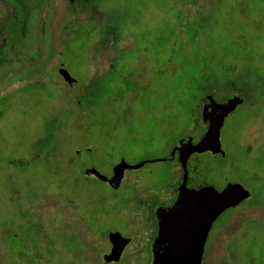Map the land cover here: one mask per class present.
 <instances>
[{
    "label": "rangeland",
    "instance_id": "374dc122",
    "mask_svg": "<svg viewBox=\"0 0 264 264\" xmlns=\"http://www.w3.org/2000/svg\"><path fill=\"white\" fill-rule=\"evenodd\" d=\"M207 75L216 101L243 103L189 185L252 198L215 221L204 264H264V0H0V264H109L113 231L133 241L110 264H136L181 182L170 149L206 131ZM122 161L145 164L119 189L84 174Z\"/></svg>",
    "mask_w": 264,
    "mask_h": 264
},
{
    "label": "water",
    "instance_id": "95a60500",
    "mask_svg": "<svg viewBox=\"0 0 264 264\" xmlns=\"http://www.w3.org/2000/svg\"><path fill=\"white\" fill-rule=\"evenodd\" d=\"M69 1L72 3L75 0ZM58 73L65 81H74L64 64H60ZM207 100L201 115L203 121L208 123L204 136L196 144L189 139L174 149V152L179 151V163L183 169L182 183L175 203L156 210L158 234L153 242L152 264H202L215 221L228 209L235 208L252 197V192L240 183H228L220 191L212 185H205L198 190L187 187L189 159L194 154L205 152L224 155L222 127L227 116L243 103L240 96H234L225 102H217L213 96H208ZM144 164L129 165L125 161L119 162L114 166L111 177L94 168H86L84 174L108 183L112 189H118L127 170L138 169ZM108 241L111 249L103 255V261L118 262L131 239L113 231L108 234Z\"/></svg>",
    "mask_w": 264,
    "mask_h": 264
},
{
    "label": "flooded vegetation",
    "instance_id": "af4514ba",
    "mask_svg": "<svg viewBox=\"0 0 264 264\" xmlns=\"http://www.w3.org/2000/svg\"><path fill=\"white\" fill-rule=\"evenodd\" d=\"M208 97V96H207ZM214 97V96H213ZM226 101V100H225ZM208 102V100L206 99V101H204L203 102V106L206 104ZM218 102V101H217ZM202 109H203V107H202ZM202 115V114H201ZM202 117V116H201ZM205 123V126H206V130H207V127H208V123L207 122H204ZM206 132V131H205ZM205 134V133H204ZM204 136V135H203ZM203 136H201V137H199V138H196V137H194V136H191V135H185V136H181L179 139H178V142L170 149V151H169V155H170V157H169V159H176V161L178 162V164L180 165V167H181V172H182V177H183V169H182V166H181V164L179 163V151L178 150H176L175 152H174V149H176V148H178L179 146H180V144H181V142H183V143H185V142H187L189 139H192V142L194 143V144H196ZM195 155V154H194ZM217 155H222V154H217ZM193 156V155H192ZM191 156V157H192ZM222 156H224V155H222ZM190 160V159H189ZM189 162V161H188ZM182 177H181V182H180V184L175 188V189H173L172 191H170V192H167V194H164V196L162 197V199L161 200H158V205H157V207L155 208V210L154 211H149V213H148V216H147V218H149L150 219V221H151V224H150V233H151V236H152V241L150 242V240L148 239V242H147V244L146 245H142V246H137L136 247V251H135V253H136V257H134L133 258V260L131 261V262H133V261H135V263L136 264H152V262H153V257H154V255H153V252H154V247H153V242H154V239L156 238V236H157V234H158V223H157V217H156V210L159 208V207H162V206H165V207H168V206H172L174 203H175V201H176V199H177V197H178V190H179V187H180V185H181V183H182ZM108 184V183H107ZM121 186V185H120ZM203 186H205L204 184L203 185H201V184H197V185H194V186H190L189 185V179H188V184H187V187L189 188V189H195V190H198V189H200L201 187H203ZM120 188V187H119ZM118 188V189H119ZM220 191V190H219ZM252 198V197H251ZM250 198V199H251ZM249 199V200H250ZM248 201V200H247ZM246 202V201H245ZM138 203V202H137ZM136 205V204H135ZM138 206V208L137 209H141L143 212H144V214H145V212H146V207H145V209H143V208H139V207H144L145 205L144 204H137ZM241 205V204H240ZM238 207V206H237ZM145 216H146V214H145ZM148 219V220H149ZM124 236V235H123ZM125 237V236H124ZM127 238H129V237H127ZM131 239V242L128 244V246L132 243V241H133V238L131 237L130 238ZM207 245V244H206ZM111 246V245H110ZM128 246L125 248V250L123 251V253H122V256H121V258H120V260L118 261V262H120L121 260H122V258H123V255H124V253H125V251H126V249L128 248ZM111 249V248H110ZM205 249H206V247H205ZM205 255H206V250H205V253H204V257H203V262H202V264H204V259H205ZM118 262H111V263H118ZM110 264V263H109Z\"/></svg>",
    "mask_w": 264,
    "mask_h": 264
},
{
    "label": "trees",
    "instance_id": "16d2710c",
    "mask_svg": "<svg viewBox=\"0 0 264 264\" xmlns=\"http://www.w3.org/2000/svg\"><path fill=\"white\" fill-rule=\"evenodd\" d=\"M225 81L232 88L231 89L232 93L234 95H238L239 92H236V89H235L236 88L235 80L230 75H227ZM205 82H206V85H207V87H206L207 90L205 92L204 97L201 98V103L206 101L207 96H216V90L214 89V85H213V83H216V82H213L209 75L205 76ZM200 118H201V115H200Z\"/></svg>",
    "mask_w": 264,
    "mask_h": 264
}]
</instances>
